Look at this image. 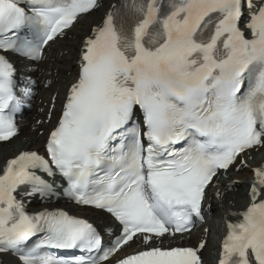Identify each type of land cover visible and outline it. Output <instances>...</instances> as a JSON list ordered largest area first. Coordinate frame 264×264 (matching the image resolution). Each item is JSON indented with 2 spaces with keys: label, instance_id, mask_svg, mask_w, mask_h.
<instances>
[{
  "label": "snow or ice",
  "instance_id": "6c2138e0",
  "mask_svg": "<svg viewBox=\"0 0 264 264\" xmlns=\"http://www.w3.org/2000/svg\"><path fill=\"white\" fill-rule=\"evenodd\" d=\"M101 6L0 0V142L18 135L36 86L10 57L50 88L59 69L31 65ZM76 64L50 97L43 152L0 165V253L17 264H206L207 239L173 242L206 223L212 188L225 220L215 264H264V163H251L264 149V0H116L80 38ZM245 169L246 203L231 211L240 181L229 174ZM37 198L102 211L118 234L105 246L84 216L29 212Z\"/></svg>",
  "mask_w": 264,
  "mask_h": 264
},
{
  "label": "bare ground",
  "instance_id": "6f19581e",
  "mask_svg": "<svg viewBox=\"0 0 264 264\" xmlns=\"http://www.w3.org/2000/svg\"><path fill=\"white\" fill-rule=\"evenodd\" d=\"M113 2H115V0H108V3L102 7L101 12L94 13L93 11L90 15H87L80 19L79 23L81 24L82 31L74 33V29L76 28V25H75V27L69 33V34H72V38L61 42L60 48L57 49L58 51L62 50L64 54L62 53V51L57 52V50H55L53 53L47 54L46 57L48 58V61L46 63L41 62L40 64L36 66V68L41 69V70L45 68H53V69L58 68L59 75L55 76V83L50 88H47L46 89L47 94H44V92L41 90L45 89L42 81L47 78L46 74L43 71H39V70L36 71L34 74L32 73V76L37 80V82L39 81V87H38L39 100L37 101L35 100V102L32 105L33 108H32L31 115L27 116L26 120L20 124L21 132H22L20 136L17 138H13L12 141H9L6 144H0V165H2L7 158L11 157L17 151L23 150V149H35L38 147V145L42 143L43 137L42 135H40V133L45 132V130L48 128V125H49V123L47 122L45 123L44 121L45 118H47L48 105L42 110V112H38L39 107H41L42 103L44 102L47 104H50V97L53 94L60 92L63 88L66 89V87L68 86V81L73 75L76 74V70H77L76 68V47H77V44L80 38H82L86 34L90 25L99 21V16H101L102 13L105 11V9L109 7ZM54 43H56V41L51 43L50 45ZM50 45L47 46V49L50 47ZM62 55H65V56H62ZM65 57H68V61L62 62L63 60H65ZM60 63H62L61 66H58V64ZM65 74H68V76L66 77ZM40 95H44V96H40ZM58 99L56 101V104L58 102ZM37 102H39L38 105H37ZM36 119H41V121H43L44 123H40L39 125H36L35 124ZM20 140H25V141H23V144H22V141ZM17 142H20L21 145H19L18 147H14L12 144L17 143ZM243 177L244 176L240 174L236 176V178H239V179ZM236 188H238L239 192L237 191L238 193L234 194L235 196L234 201L231 199L233 196L229 194V201L231 200L233 203V204H229L231 211H235L238 208L239 204L243 201L242 200L239 203L236 202L238 198L241 199V197L244 196V194H242V189H243L242 184H238ZM30 204L31 205L37 204L41 208L45 206V205H42L36 202L35 200H32ZM89 214L91 216L107 218L105 214L98 212V211H94V210H89ZM187 238H188V241L190 242H196L198 240V237L195 235H191L190 237H187ZM9 259L10 258L7 255L1 256V261H8ZM4 264H9V263H4Z\"/></svg>",
  "mask_w": 264,
  "mask_h": 264
},
{
  "label": "rangeland",
  "instance_id": "374dc122",
  "mask_svg": "<svg viewBox=\"0 0 264 264\" xmlns=\"http://www.w3.org/2000/svg\"><path fill=\"white\" fill-rule=\"evenodd\" d=\"M108 3V0H104L103 2H102V6L99 8V9H97L95 12L96 13H98V12H101L102 10V7L104 6V5H106ZM94 12V13H95ZM100 15V14H99ZM82 30H81V24L80 23H78L77 25H76V28L74 29V33L76 32H81ZM69 36L72 38V34H69ZM70 38V39H71ZM66 40H69V39H61L60 41H58L56 44H53L51 47H50V52H54V50H57L58 48H60V44H61V42H63V41H66ZM62 50H57V52H61ZM67 52V51H66ZM65 52V53H66ZM62 53H63V51H62ZM64 54V53H63ZM67 55V54H66ZM60 56V55H59ZM62 56H65V55H62ZM67 59V60H66ZM47 61V60H46ZM67 62L68 61V57H65V60H63L62 62ZM46 63V62H45ZM61 64L62 63H60V64H58V66H61ZM68 68V67H67ZM65 76L67 77L68 76V74H65ZM46 89L47 88H45L44 90H41V91H43L44 92V94H47L46 93ZM58 91V90H57ZM40 96H44V95H40ZM42 101V100H41ZM39 104V102H37V105ZM30 118V117H29ZM19 141V140H18ZM20 141H22V144H23V141H25V140H20ZM14 147H18L19 145H21V143L20 142H17V143H14V144H12Z\"/></svg>",
  "mask_w": 264,
  "mask_h": 264
}]
</instances>
